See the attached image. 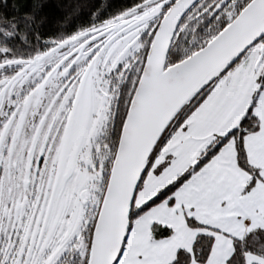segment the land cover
Masks as SVG:
<instances>
[{
  "label": "snow or ice",
  "instance_id": "snow-or-ice-1",
  "mask_svg": "<svg viewBox=\"0 0 264 264\" xmlns=\"http://www.w3.org/2000/svg\"><path fill=\"white\" fill-rule=\"evenodd\" d=\"M0 264H264V0H0Z\"/></svg>",
  "mask_w": 264,
  "mask_h": 264
}]
</instances>
